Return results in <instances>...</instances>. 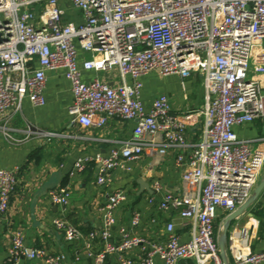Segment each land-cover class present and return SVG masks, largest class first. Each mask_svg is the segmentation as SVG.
<instances>
[{
  "label": "built area",
  "instance_id": "1",
  "mask_svg": "<svg viewBox=\"0 0 264 264\" xmlns=\"http://www.w3.org/2000/svg\"><path fill=\"white\" fill-rule=\"evenodd\" d=\"M61 0H0V118L4 138L18 142L6 124L22 113L24 100L46 105V86L52 72H63L70 82L72 103L68 114L73 124L102 128L108 118L136 123L131 138L108 155L78 158L70 175L99 166L97 183L107 186L116 170H131L144 154L163 158L178 150L181 190L165 193L158 208L193 221L189 239L182 241L176 224L165 225L164 243L132 234L142 215L133 213L131 228L120 229L113 242L115 211L128 200L125 190L107 196L101 208L103 227L85 235L65 215L71 191L65 187L48 193L60 209L54 225L67 242L85 240L93 264H106L118 254L120 264H135L125 255L141 248L142 264H223L216 228L220 209L236 212L253 195L264 168V152L252 149L236 127L264 119V82L253 69L257 48L264 41V0H66L83 16L79 25L65 23ZM43 4L39 17L32 6ZM79 50L91 58L79 60ZM255 71L264 77V48ZM117 69L121 83L115 87L95 77L86 81L83 71L109 73ZM201 72L205 102L202 107L174 113L170 96L161 94L148 107L143 100L142 79L153 73L182 80ZM131 82H128V79ZM204 119L195 144L187 132ZM30 132V129H29ZM19 169H0V217L9 209L18 184ZM162 185L154 184L156 193ZM155 203V197L150 198ZM223 229V228H222ZM221 229V231H222ZM98 239L103 248L95 253ZM250 231L235 228L228 234L229 264H264V251L252 252ZM81 253H77L80 260ZM65 264L66 257L46 249L28 247L21 231H14L7 264L22 260Z\"/></svg>",
  "mask_w": 264,
  "mask_h": 264
},
{
  "label": "crops",
  "instance_id": "2",
  "mask_svg": "<svg viewBox=\"0 0 264 264\" xmlns=\"http://www.w3.org/2000/svg\"><path fill=\"white\" fill-rule=\"evenodd\" d=\"M60 5L65 11L63 16L65 23L79 25L83 22L82 13L66 0H61ZM43 7V4L35 5L31 10L39 17ZM261 46L264 48V41ZM262 48L256 50L253 69L256 73L254 75H258L264 82V77L255 71L259 65L258 58L261 57ZM90 58V53L79 50L80 61ZM96 76L112 87L121 83L117 69L99 74L83 71L86 81H91ZM142 81L143 100L148 107L161 94L170 96L174 113H183L204 105V77L201 72L193 73L191 77L183 80L180 77L164 78L158 73H153L144 77ZM128 82H131L130 78ZM199 82L201 85H198ZM196 85L201 87L202 96L190 99L187 91ZM70 88V82L63 72H52L46 86L47 103L44 107H35L26 98L22 113L13 116L11 112L6 114L11 116L6 124L8 131L18 142L10 143L4 138L2 126L6 122L4 118H0V169H19L18 184L11 197L9 209L0 217V264H7L8 247L13 232L17 230L22 232L24 243L28 247L42 248L50 253L64 255L65 264H93V259L88 256L85 249V240L67 242L54 225V220L59 218L61 213L49 200L48 193L52 189L65 186L71 191L70 206L65 218L85 235L102 230L101 208L106 203L107 196L114 191L125 190L128 200L115 211L113 242L121 240L120 229L131 228L133 213L136 211L141 213L142 220L141 224L132 230L133 235L150 242L164 243L167 240L165 225L172 221L176 224V232L182 241L189 239L195 228L193 221L181 219L175 212H165L158 208V202L165 193H177L181 190L182 170L175 164L178 150H168L163 158L144 154L140 160L131 164L130 171H114L107 186H100L97 183L99 166L95 163L90 164L80 175L75 177L70 175L78 158L97 154L108 155L111 150L131 138L136 125L134 121L115 118H108L102 128H86L73 124L68 114V107L73 99ZM203 123L204 119L201 118L198 125L189 129L187 132L189 143H197ZM236 132L240 138L252 141L253 150L264 152V119L236 127ZM263 176L264 168L257 186ZM155 183L162 185L163 189L159 193L154 190ZM151 197H155L153 204L150 203ZM227 216V211L220 209L216 221L218 239ZM240 227H247L250 231L251 251L263 252L264 189L231 223L228 234ZM102 248L103 245L98 239L93 241V252L98 253ZM78 252L81 253L80 260H77ZM227 255L231 260L229 252ZM125 256L132 259L135 264H142L145 254L141 248H137ZM20 264L46 263L42 260L24 259ZM106 264H120L118 254L109 255ZM156 264L162 262L156 260Z\"/></svg>",
  "mask_w": 264,
  "mask_h": 264
},
{
  "label": "water",
  "instance_id": "3",
  "mask_svg": "<svg viewBox=\"0 0 264 264\" xmlns=\"http://www.w3.org/2000/svg\"><path fill=\"white\" fill-rule=\"evenodd\" d=\"M264 189V176L260 182V184L255 189L252 197L242 206L240 207L236 212L228 215L223 223V229L221 232V235L219 237L218 243H219V249H220V255L223 261V264H229V259L227 255V241H228V231L230 228L231 223L239 217L244 210H246L249 205L254 201L255 198H257L262 190Z\"/></svg>",
  "mask_w": 264,
  "mask_h": 264
},
{
  "label": "rangeland",
  "instance_id": "4",
  "mask_svg": "<svg viewBox=\"0 0 264 264\" xmlns=\"http://www.w3.org/2000/svg\"><path fill=\"white\" fill-rule=\"evenodd\" d=\"M165 78V77H164ZM170 79V78H169ZM168 79V80H169ZM161 80V79H160ZM167 80V81H168ZM185 81H187V80H185ZM175 82H177V81H175ZM178 83H180V80L178 81ZM180 85V84H179ZM198 85H201V83L199 82V84ZM198 85H196V86H194L193 87V89L190 87V89L187 91L188 92V95L190 96V99H197V98H199V97H201L202 95V91H201V87L200 86H198ZM180 92H181V89H180Z\"/></svg>",
  "mask_w": 264,
  "mask_h": 264
}]
</instances>
